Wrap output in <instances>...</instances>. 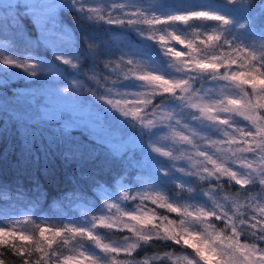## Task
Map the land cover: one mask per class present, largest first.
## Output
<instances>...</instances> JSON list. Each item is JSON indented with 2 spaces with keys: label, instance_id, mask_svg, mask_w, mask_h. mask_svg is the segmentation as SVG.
I'll list each match as a JSON object with an SVG mask.
<instances>
[{
  "label": "clouds",
  "instance_id": "clouds-1",
  "mask_svg": "<svg viewBox=\"0 0 264 264\" xmlns=\"http://www.w3.org/2000/svg\"><path fill=\"white\" fill-rule=\"evenodd\" d=\"M103 11L102 5L81 4L76 8L85 23L114 25L156 46L146 45L151 49L147 55L129 51L103 61L104 68L114 74L104 76L110 87L96 76L87 78L105 92L127 90L119 92V99L95 90L92 95L144 130L146 146L161 158L158 170L164 185H148L131 197L125 194V198L139 201L135 211L117 206L114 220L101 217L99 224H93V228L124 232L119 240L105 242L91 229L75 232L74 236L89 240L104 253L126 254L104 264H209L210 259L212 264H264V175L252 168L254 162L257 167L264 163V135L257 137V128L244 111L247 95L234 75H229L225 59L216 52L217 30L202 32L191 28L189 20L180 21L183 27H179L174 19L149 16L142 11L141 3L133 0L111 3L107 16L101 15ZM85 52L95 60L101 55L100 45L86 38ZM53 55L60 64L78 69L79 58L74 61L65 54ZM0 63L22 67L29 75H36L30 63L7 59ZM200 63L221 67L202 69L198 67ZM109 64L114 67L109 68ZM209 78L232 85L241 95L233 99L222 94L220 99H210L209 90L202 86ZM260 171L264 172V168ZM176 173L181 174L179 178ZM257 180L259 190L254 194L249 189H255ZM223 181L235 186L232 195L224 196L231 207L217 196ZM241 197L259 200L244 206L238 202ZM148 218L149 222H141ZM154 240L170 247L155 251ZM67 247V243L58 241L49 252L39 237L33 245L31 240L11 235L9 242L0 246V264H48L49 259L52 264H64L67 253L62 250ZM82 247L78 245L72 251L87 260V253L79 250ZM173 247L180 251H173ZM41 248L47 259L38 258Z\"/></svg>",
  "mask_w": 264,
  "mask_h": 264
},
{
  "label": "trees",
  "instance_id": "trees-1",
  "mask_svg": "<svg viewBox=\"0 0 264 264\" xmlns=\"http://www.w3.org/2000/svg\"><path fill=\"white\" fill-rule=\"evenodd\" d=\"M147 1L150 2L149 8H152L154 0L144 2ZM176 1L169 2L168 5L181 3ZM210 1L213 3L211 7L214 12L231 17L230 8L221 5L223 1ZM236 1V6L243 10L237 14L243 25L240 27L238 23L236 25L239 27H229L218 22L216 28L219 47L216 52L221 54L224 50L229 56L237 53L239 59H236L240 63H247V58L254 57L251 68L254 67L262 75L260 79H263L264 0ZM16 2L0 4V44L8 46L17 58H41L49 63H58L60 68H64L61 70L62 76L74 79L71 91L79 100L88 104L105 129L111 133V142H105L88 123L72 127L73 124L67 117L69 114H63L65 123L50 114L47 115L44 111L51 103H48L50 94L41 89L45 86L44 82L49 81L44 77L30 80L19 77L11 81L0 79V231L6 230L19 238L29 236L33 245L39 237L48 246L49 252L58 241L67 243L68 247L62 251L68 257L73 254V248L81 243H90L89 240L74 236V233L87 231L90 224L97 222L103 203L112 198L119 201L120 205L131 206V201L125 198V194L128 197L135 194L136 186L144 179L147 162V151L144 146H137L136 141L137 139L146 143L144 130L130 119L108 109L92 95L95 90L99 94L114 98L120 89L105 92L99 84L87 77L96 76L105 87H110L104 76L114 74L104 68L103 61H110L126 51L147 55L151 49L146 45L156 46L152 41L129 34L114 25L100 22V26H95L85 23L76 12V8L82 4L77 0ZM104 15L107 16V13ZM189 23L191 28H199L204 32V24L200 19H190ZM232 24H235L234 21ZM177 26L183 27L178 21ZM49 30L55 41L52 44L46 41V32ZM86 38L89 42L100 45L99 58L93 60L85 52ZM242 47L246 50L240 49ZM60 49L65 55L73 57V60L79 58L78 69H69L55 59L53 53ZM228 60L236 63L233 59ZM229 61H225L224 65L227 70L232 69ZM113 67L114 64H109V68ZM219 67L221 66L217 65L215 68ZM236 80L243 88V93L254 95L253 83ZM202 86L216 97L235 89L224 81L213 82L210 78L204 80ZM249 101L253 106L246 115L254 122L257 133L264 135V128L261 127L262 124L264 126V102L260 100V104L256 105L253 96ZM78 122L74 120L75 124ZM118 139L132 141L133 145L127 150L117 151L114 144ZM259 160L257 157V162ZM252 167L256 169V173L264 175L260 171L264 168V163L257 167L254 162ZM222 184L223 187L217 189V196L221 203H227L231 207V202L225 201L224 196L232 195L235 186L227 181ZM258 190L257 180L255 189L249 191L255 194ZM238 202L247 206L255 201L241 197ZM242 211H246V207H242ZM42 228L49 230L46 236L52 240L51 244L40 237ZM54 232L61 234L53 239ZM124 234L119 230L97 226L96 235L102 236L105 242L119 240ZM64 237L67 239L62 240ZM6 240L8 243L10 236ZM7 243H0V246ZM169 247L155 240L152 244L155 251ZM172 250L180 251L174 247ZM38 254V258L47 259L42 248L38 250ZM147 254L151 255V252ZM48 264H52L50 259ZM168 264L172 262L169 261Z\"/></svg>",
  "mask_w": 264,
  "mask_h": 264
},
{
  "label": "rangeland",
  "instance_id": "rangeland-1",
  "mask_svg": "<svg viewBox=\"0 0 264 264\" xmlns=\"http://www.w3.org/2000/svg\"><path fill=\"white\" fill-rule=\"evenodd\" d=\"M23 1L26 2V1H32V0H22V2ZM77 1H79V3L87 4L92 7L102 5L104 8V11L101 12V15H104L105 13L108 12L109 5L111 3L126 2V0H77ZM144 1L145 0H133V2L141 3L142 11L147 13L149 16L155 15V16L160 17L161 19H169L172 15H176V16L177 15H191L194 12H205L210 17L211 16L218 17V19H215V20L194 17V18L200 19L203 22L204 24L203 30L207 32H211L213 28L217 30L216 24L218 22L220 24L225 23L229 27L231 25H233L234 27H239V26L241 27V25H243L241 18H239L237 15L238 13H240V11H243V10L236 6V2H237L236 0H220V1H223L221 2V5L224 4L228 8H230V13L232 14L230 18L227 16H221L220 13L214 12L213 8L211 7L213 3H211L210 0H196V1L194 0H177V1L176 0H154L155 3L152 8H149L148 6L150 3L149 1L147 2H144ZM172 1L181 2V3L168 5V3ZM15 2L16 0L9 1V3H13V4ZM106 7L108 9H106ZM113 15H115V13H113ZM194 18H192L191 20H194ZM209 21H211L212 23L208 24ZM233 21L235 24H232ZM238 23H239V26L236 25ZM46 37H47V40H46L47 43L52 44L55 42L50 30L46 32ZM231 48H233V46ZM240 49L246 50L245 47H242ZM56 52L58 54H65L62 49ZM218 56L219 58H224L225 61H229L228 58L233 59L236 63H233L230 61L229 62L232 65V69H235V72H233L232 69L228 70L229 75H234V76L239 75L240 76V79H238L239 81H248L249 83H253L252 90L254 92V95L252 96H253V99L255 100L254 103L256 105L257 104L259 105L260 100L264 102V84L259 83V82L264 81V78L260 79L262 75L258 74L257 71L254 69V67L251 68L252 66L251 64H253V61L255 60V58L249 57L247 58V63L245 62L240 63L236 59V58L239 59V57H237V53H232L231 56H229L227 54V51H224V50L223 52H221V54H218ZM70 58L73 59V57H70ZM5 59L9 61H15L21 64L27 62V63L34 65L35 66L34 70L36 71V75L35 76L29 75L28 73L24 71L22 67H15L12 64L5 65L3 63H0V79H2L3 81L9 79V81H11L12 79H17L19 77H23L26 80H30L34 78L40 79L44 77L46 80H49V81L44 82L45 86L43 85L44 87L42 86L41 89L50 94L48 103L49 102L51 103L50 104L51 106L46 111H44V112H47V115L50 114L55 119L60 120L63 123H65L64 122L65 120L62 119L63 114L64 113L69 114V116L67 117H69L68 121L71 124H73L71 125L72 127L77 126L79 124L88 123L94 128L95 131H97V136L99 138L101 137L105 142H111L110 141L111 133H109L105 129L104 125L98 120L97 114L96 113L94 114V111L91 110L88 104L86 102H82L81 100H79L74 94V92L71 91L70 88H71V85L74 83V79L70 77L65 78L64 76H62V71L64 70V68L62 67L60 68V65L58 63L56 62L54 64L49 63L48 61L43 60L41 58L39 59L33 58L29 60L17 58L10 52V50L8 49V46L0 44V61H3ZM247 77H251V78L248 79ZM64 88H67L68 91L63 92L62 89ZM121 91H127V90L120 89L118 92L115 93L116 97L114 98L119 99V92ZM239 95H241L239 90L233 89L230 92H227V94L223 96L236 99ZM252 96L247 95L248 102L244 108L245 114L247 113L248 109L251 106H253V103L249 101L250 97ZM208 97L210 99H220L221 98V97H216L213 94H209V93H208ZM74 120L79 121V122L75 124ZM241 123L243 124L244 122L241 121ZM261 127L264 128L263 124L261 125ZM258 135L261 136L262 134L257 133V137ZM143 137L146 138L145 136ZM118 140L119 141L114 144L117 151L127 150L129 149V146L132 147L133 145L132 141H125L122 139H118ZM136 141L138 143L137 146H144V149L147 151V160H146L147 162L145 163L146 171H145L144 179L141 181V184L136 186V191L134 193L144 190L145 188H147L148 185L163 186L164 177L161 175V173L158 170V164L161 163V158L157 157L154 153H152L146 146L145 142L143 141L139 142V140L137 139ZM208 151L211 152V149H208ZM180 175H181L180 173H176V176L178 178L180 177ZM253 175L255 174L253 173ZM121 191L123 190L121 189ZM121 194L122 196L124 195L123 193ZM258 200H259V197H258ZM258 200L255 201L254 203L258 202ZM130 201H131V206L128 207L126 205L124 206L120 205L118 204L119 201H117L116 199L110 198V200H107L105 204L103 203V209L98 214V216L100 217L98 218L97 222L94 224H99V220L101 217L110 218V220H114L116 216L118 215L116 211L117 206L120 209L125 210V211H128V210L135 211V206L139 203V201L134 200V199H130ZM109 205H113V207H109ZM92 226L93 224H90V226H88V230L91 229L92 234L96 235L97 227L93 228ZM80 245H82L83 247L80 248L79 250L87 253V260L85 259V256L73 253V254H70L71 257L75 258V260L73 261V264H90L91 261H97V264H104L105 261H109L112 259L118 260L126 256V254L123 252H116V253H111V254L104 253L91 242L81 243ZM214 259H218V258H214ZM225 259H229V257H225ZM209 264H212V259L209 260Z\"/></svg>",
  "mask_w": 264,
  "mask_h": 264
},
{
  "label": "snow or ice",
  "instance_id": "snow-or-ice-1",
  "mask_svg": "<svg viewBox=\"0 0 264 264\" xmlns=\"http://www.w3.org/2000/svg\"><path fill=\"white\" fill-rule=\"evenodd\" d=\"M194 17H200V18H205V19H218V17H215V16H209L207 13L205 12H194L192 13L191 15H177L175 17H170V19H174L175 21H181V22H186ZM213 39V37H209V41H211ZM198 67L202 68V69H209V68H215L217 67V65L215 64H208V63H200L198 64ZM234 79H240V76L239 75H236L234 76ZM245 83H248V81H244ZM261 84H264V81L262 82H259ZM230 103H238L237 101H230ZM138 219V218H137ZM150 221V218L144 220V221H141L143 223H147ZM49 230L48 229H41L40 230V237L44 240H47V243L51 244L52 243V240L51 239H48V237L46 236V233L48 232ZM61 233L60 232H54L53 233V239L56 237V236H59ZM12 233L8 232V231H0V243H7V240L6 238L11 236ZM89 235H91L89 233ZM20 239H23V240H30L31 237L29 236H21ZM75 260L74 257H66L64 259V264H73V261Z\"/></svg>",
  "mask_w": 264,
  "mask_h": 264
},
{
  "label": "water",
  "instance_id": "water-1",
  "mask_svg": "<svg viewBox=\"0 0 264 264\" xmlns=\"http://www.w3.org/2000/svg\"><path fill=\"white\" fill-rule=\"evenodd\" d=\"M9 1H11V0H1V3L5 4V3L9 2Z\"/></svg>",
  "mask_w": 264,
  "mask_h": 264
},
{
  "label": "bare ground",
  "instance_id": "bare-ground-1",
  "mask_svg": "<svg viewBox=\"0 0 264 264\" xmlns=\"http://www.w3.org/2000/svg\"><path fill=\"white\" fill-rule=\"evenodd\" d=\"M24 203H25V201H24Z\"/></svg>",
  "mask_w": 264,
  "mask_h": 264
}]
</instances>
